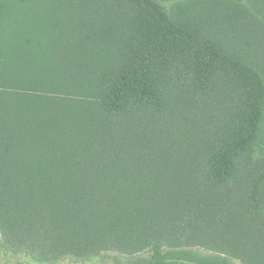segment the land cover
Listing matches in <instances>:
<instances>
[{
	"label": "trees",
	"instance_id": "trees-1",
	"mask_svg": "<svg viewBox=\"0 0 264 264\" xmlns=\"http://www.w3.org/2000/svg\"><path fill=\"white\" fill-rule=\"evenodd\" d=\"M262 30L264 0H0V235L49 261L149 247L135 264H221L165 249L216 215L179 206L129 124L218 88L228 103L204 183L233 184L264 149ZM245 209L264 211V166ZM222 228L243 240L231 219Z\"/></svg>",
	"mask_w": 264,
	"mask_h": 264
},
{
	"label": "rangeland",
	"instance_id": "rangeland-1",
	"mask_svg": "<svg viewBox=\"0 0 264 264\" xmlns=\"http://www.w3.org/2000/svg\"><path fill=\"white\" fill-rule=\"evenodd\" d=\"M259 37L264 43L263 30ZM227 103V96L218 88L194 99L185 91L176 95L166 112L147 109L146 116L133 120L129 127L138 141L141 163L145 162L152 173H161L162 188L168 189V194L174 193L180 200L179 206L185 201L199 202L208 205V210L216 215L211 226L196 235L187 237L178 230L166 240L165 249H183L193 261L264 264V211L249 217L245 209L249 177L251 172L264 166V149H255L233 184L207 186L204 183L207 159L217 144ZM118 120L111 117L109 126H115ZM223 218L242 226L243 240L232 230L226 232L222 228ZM30 249L19 235H0V264H135L146 258L150 250L146 247L135 254L110 250L86 259L49 261L35 257Z\"/></svg>",
	"mask_w": 264,
	"mask_h": 264
}]
</instances>
